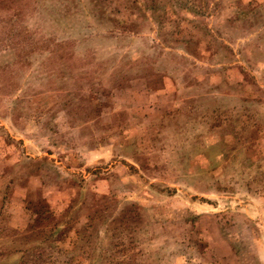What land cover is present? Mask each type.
<instances>
[{"label": "rangeland", "instance_id": "rangeland-1", "mask_svg": "<svg viewBox=\"0 0 264 264\" xmlns=\"http://www.w3.org/2000/svg\"><path fill=\"white\" fill-rule=\"evenodd\" d=\"M0 264H264V0H0Z\"/></svg>", "mask_w": 264, "mask_h": 264}, {"label": "trees", "instance_id": "trees-1", "mask_svg": "<svg viewBox=\"0 0 264 264\" xmlns=\"http://www.w3.org/2000/svg\"><path fill=\"white\" fill-rule=\"evenodd\" d=\"M37 213V212H36ZM37 216H39L38 214H36V218H37ZM29 228H31L30 226H29Z\"/></svg>", "mask_w": 264, "mask_h": 264}]
</instances>
